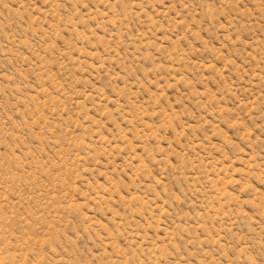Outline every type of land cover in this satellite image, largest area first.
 I'll use <instances>...</instances> for the list:
<instances>
[{
  "label": "rangeland",
  "instance_id": "1",
  "mask_svg": "<svg viewBox=\"0 0 264 264\" xmlns=\"http://www.w3.org/2000/svg\"><path fill=\"white\" fill-rule=\"evenodd\" d=\"M0 264H264V0H0Z\"/></svg>",
  "mask_w": 264,
  "mask_h": 264
}]
</instances>
